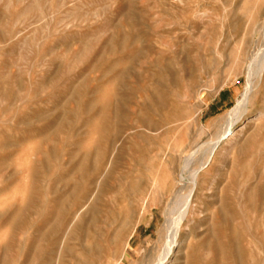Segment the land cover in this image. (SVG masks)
I'll return each mask as SVG.
<instances>
[{
  "label": "rangeland",
  "instance_id": "1",
  "mask_svg": "<svg viewBox=\"0 0 264 264\" xmlns=\"http://www.w3.org/2000/svg\"><path fill=\"white\" fill-rule=\"evenodd\" d=\"M263 64L264 0H0V264H264Z\"/></svg>",
  "mask_w": 264,
  "mask_h": 264
},
{
  "label": "bare ground",
  "instance_id": "2",
  "mask_svg": "<svg viewBox=\"0 0 264 264\" xmlns=\"http://www.w3.org/2000/svg\"><path fill=\"white\" fill-rule=\"evenodd\" d=\"M263 70H264V64H263V66H261V68L259 69V75L258 76H261V74H262V72H263ZM249 86H252V84L250 83V85ZM253 87V86H252ZM249 88H251V87H249ZM252 89V88H251ZM249 90V89H248ZM248 93H250V92H248ZM245 95V94H244ZM249 97V96H248ZM244 98V97H243ZM245 100H246V97L243 99V100H240V104L236 107V108H234L233 110H232V112L231 113H239L240 112V110H241V108H242V106L244 107V105L243 104H241V103H245ZM243 112V111H242ZM236 121V120H235ZM234 121V122H235ZM233 122V121H232ZM231 122V123H232ZM226 132V131H225ZM228 132V131H227ZM219 140L220 139H218V141L213 145V147H212V150H211V153H210V155H209V157H208V161H211L212 160V158H213V156H214V153H215V149H216V147H217V145H218V143H219ZM198 172V171H197ZM196 174V173H195ZM194 175V174H193ZM192 193H193V191L190 193V197L189 198H187V200L186 201H184V203H185V208H183L182 207V209H184L183 210V215H182V220L184 221L185 220V217H186V215H187V212H188V209L190 208V204H191V201H190V199H191V196H192ZM182 206H183V204H182ZM181 209V208H180ZM179 209V210H180ZM178 220V219H177ZM178 224H179V222H177ZM176 223V224H177ZM175 224V225H176ZM178 226V225H177ZM180 226V225H179ZM179 226L177 227V231H176V229H175V231H176V236L174 237V240H176L177 239V236H178V229H179ZM175 228H176V226H175ZM173 231H174V229H173ZM175 231H174V233H175ZM175 235V234H174ZM174 242V241H173ZM176 242V241H175ZM169 250H168V253H167V257L169 256V254L172 252V250H173V245H171L169 248H168ZM161 264H163V263H161Z\"/></svg>",
  "mask_w": 264,
  "mask_h": 264
}]
</instances>
